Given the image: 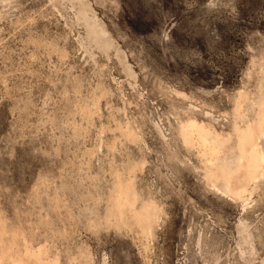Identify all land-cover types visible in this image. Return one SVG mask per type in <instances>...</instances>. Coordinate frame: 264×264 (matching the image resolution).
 Returning a JSON list of instances; mask_svg holds the SVG:
<instances>
[{
	"label": "rangeland",
	"instance_id": "1",
	"mask_svg": "<svg viewBox=\"0 0 264 264\" xmlns=\"http://www.w3.org/2000/svg\"><path fill=\"white\" fill-rule=\"evenodd\" d=\"M32 1L0 0V264H264V0Z\"/></svg>",
	"mask_w": 264,
	"mask_h": 264
},
{
	"label": "bare ground",
	"instance_id": "2",
	"mask_svg": "<svg viewBox=\"0 0 264 264\" xmlns=\"http://www.w3.org/2000/svg\"><path fill=\"white\" fill-rule=\"evenodd\" d=\"M35 2L37 0H34ZM34 1H32L33 3H35ZM41 1V0H39ZM79 15L80 17L84 20L85 22V26L88 29V34L90 36V38L92 40L97 39L98 40V44L100 47L104 48L106 46H109L110 42L108 40V38L106 37L107 33L106 30L102 27L101 23L98 22L96 20L95 15L92 13V9L90 7V4L87 2H82V7L79 10ZM41 22V21H37ZM36 23V25H37ZM41 24V23H40ZM38 24L37 27L40 25ZM35 26V25H33ZM32 26V27H33ZM26 29V28H24ZM27 29H30L29 27ZM38 29V28H37ZM30 32V30H28ZM24 33V31H22ZM36 33V32H35ZM20 34V33H19ZM18 34V35H19ZM28 34V33H27ZM22 36H24L23 34H21ZM26 35V34H25ZM17 37V35H16ZM15 37H13L14 39ZM18 38V37H17ZM18 40V39H17ZM16 40V41H17ZM11 41V40H10ZM21 40H18V42ZM15 44V42H13ZM13 44V45H14ZM26 45V44H25ZM34 45V44H33ZM16 46V45H15ZM29 46V45H27ZM26 46V48H27ZM25 48V47H24ZM25 48V49H26ZM192 125L198 126L195 124V122L191 123ZM252 142V141H251ZM193 143V142H192ZM247 144V143H246ZM256 144V143H254ZM258 144V143H257ZM253 145V144H252ZM243 146V144H242ZM251 147V145H250ZM249 147V148H250ZM189 148V147H188ZM258 149V147H254V150L256 151ZM188 150H191L188 149ZM260 150V149H258ZM248 151V150H247ZM190 152V151H189ZM263 152V150H262ZM217 152H210V155H206L205 156V163H206V167L208 169V173L209 175H211L212 177L215 178V183L213 185V188L215 190V192L218 195L224 196V197H228L231 199H242L244 197L247 196L248 193V189L246 186H242L235 194V188L233 187V183H235L232 178L230 177V172L232 170L233 164L231 163L230 160L225 159V158H220V155L216 154ZM204 157V156H203ZM258 158L256 156H254V162H252L251 166H253L256 170L258 169H262V175L264 176V153H262V155L260 156V160H257ZM249 161V160H248ZM131 170V169H130ZM252 171V170H251ZM247 172V171H246ZM254 173V172H253ZM242 174V173H241ZM260 174V173H259ZM251 175V174H250ZM239 176V175H238ZM242 176V175H241ZM120 178V177H119ZM209 178V177H208ZM235 178V177H234ZM240 178V177H238ZM237 178V179H238ZM211 179V177H210ZM258 179V177H257ZM256 179V180H257ZM260 179V178H259ZM258 179V180H259ZM118 180V179H117ZM243 180V178H242ZM241 180V181H242ZM246 180V179H245ZM249 180V179H248ZM247 180V181H248ZM214 181V180H211ZM240 181V182H241ZM238 182V181H237ZM252 182V181H251ZM237 184V183H236ZM240 184V183H239ZM133 185V183H132ZM248 185V184H247ZM134 186V185H133ZM241 186V185H240ZM212 187V186H210ZM237 190V189H236ZM254 190V188L252 189ZM136 194V191H134ZM253 192V191H252ZM251 193V191H250ZM234 194V195H233ZM249 197V196H248ZM251 197V196H250ZM130 199V198H129ZM128 200V199H125ZM134 201V200H132ZM137 213H139L141 216H143L144 220L147 221L149 223V231L150 234H152L153 228H154V223L157 222V220L160 218V205H158L155 201H148L147 203H144V205L142 206L141 210H138Z\"/></svg>",
	"mask_w": 264,
	"mask_h": 264
}]
</instances>
